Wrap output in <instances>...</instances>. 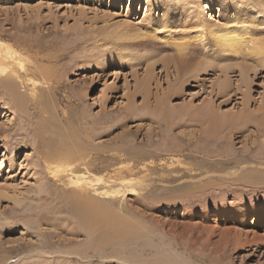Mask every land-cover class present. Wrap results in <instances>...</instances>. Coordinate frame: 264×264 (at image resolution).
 <instances>
[{
	"label": "rangeland",
	"instance_id": "obj_1",
	"mask_svg": "<svg viewBox=\"0 0 264 264\" xmlns=\"http://www.w3.org/2000/svg\"><path fill=\"white\" fill-rule=\"evenodd\" d=\"M149 1L0 0V38L38 75L35 108L25 112L0 94V189L7 195L0 264H264V223L236 209L264 204V67L248 45L211 66L210 52L206 59L189 46L199 13L224 25L242 8L237 0L222 7L191 0L170 17L172 39L157 26L165 46H152L145 61L110 64L111 32L148 31L151 18L162 21ZM242 2L254 7L245 9L253 37L264 39V0ZM150 63L154 74L142 91ZM45 67L57 73L48 89L37 74ZM242 114L252 122L225 124ZM61 135L81 154L60 164L70 174L52 180L44 157L65 152ZM75 178L87 179V193L80 195ZM85 200L99 218L121 222L123 233L113 237L102 223L85 229L76 208Z\"/></svg>",
	"mask_w": 264,
	"mask_h": 264
},
{
	"label": "bare ground",
	"instance_id": "obj_2",
	"mask_svg": "<svg viewBox=\"0 0 264 264\" xmlns=\"http://www.w3.org/2000/svg\"><path fill=\"white\" fill-rule=\"evenodd\" d=\"M159 1H161V0H159ZM165 1H166L165 3L163 1H161L163 4V5L160 4L161 6H158V4H157L158 1H156V0H150L149 1L150 8L152 9L155 7L156 8L159 7V9L162 10L163 16H162V21L157 20L158 18L157 19L151 18L150 28L148 29V31L146 29H145L146 31H141L138 29H134L132 31V29L130 28L131 31L126 30V29H125V31H119L117 29V30L111 32L112 36H113V40H111L113 42L112 46L115 47V50H113V53H112L113 56L111 55L108 58L111 61L110 64H112V60H116V59H124L127 61H133V60H144L145 61L144 58L147 57V55H150V53H152V50L154 49V48H152V46H154L155 44H160V46L164 45L163 42L160 43L159 41L156 40L157 37L158 38L160 37L159 35H157L159 33V31L161 30L160 29L161 27L157 28V26L160 23L163 25V29L161 30V32H162L161 38L168 37V38L172 39V37H174L173 36V30L175 28L172 30V28L170 27V22H171L170 17L173 14H175V12H178L179 9L182 12L184 10H187V9H185V7L189 6V4H192V1L188 0L189 1L188 2L186 0V3H184L185 0L184 1L183 0H165ZM176 1H178L177 2L178 4L175 3ZM219 2H220V6L222 7L223 3L225 4L226 2H230V0H219ZM235 3H237L242 9L240 11V10H238V8H236L237 12H234L233 17L230 16L229 20L226 21V23L224 25H222V23H224V22H222L221 24L220 23H214V21H213V23L210 21H209V23L204 22L202 19V15L199 13L197 23H195L196 27L194 26L196 31H195V34L192 35L194 37L190 39V45H189L190 49L194 50L195 52H193V53L190 52V53L203 55V57L204 58L206 57V59H207V54L210 52L208 54V57L212 56V61L207 62V66H211L214 62H216V64H217V61H221L224 57L225 58H228L231 56L233 57V56L237 55V53H240V51H241V53H243L242 50L245 48L247 49L246 46L248 45L247 53L250 51L249 54L250 53H251V55L253 54L252 58H254V60L253 59L252 60L255 62V60H256L255 58H257L259 63L257 62V60H256V63L259 66L264 67V39L263 38H257V39H261L259 41L253 37V32L250 30V26H252V24L250 26L248 24L249 12L246 13V11H248V10H245V9H250V8H254V7L250 4V2L248 4V3L242 2V0H237ZM178 6H180V8ZM252 10H254V9H252ZM190 12L192 13L191 10H190ZM253 15H254V13L252 14V16ZM244 19H247V21H245ZM195 21H196V19H195ZM234 24L237 25L236 28L231 29L228 27V26L231 27V25H234ZM191 26H193V25H191ZM186 27H188V26H186ZM192 29H194V28H192ZM120 30H122V29H120ZM187 31H188V29H187ZM178 33H180V32H178ZM178 33H177V36H178ZM119 47H122L126 50H121ZM179 49H181V48H179ZM182 49H183V47H182ZM253 56H255V57H253ZM149 57H151V56H149ZM60 58H61V56H56L54 58V60H51V59H49V60L51 62H53V61L57 62ZM152 59H153V57H152ZM152 59H149L147 61H151ZM148 65L149 66L147 67V70L145 72V77H144L143 82L141 84L142 91H145L147 89V87H149V82L151 81V77L154 74L155 64L150 63ZM175 66H177V65H175ZM243 66L244 65H242L243 69H247L246 66L245 67H243ZM240 68H241V66H240ZM241 69H240V71H241ZM249 69H250V67L248 68V70H242L241 72L244 73L243 75L247 76ZM51 70H52L51 68L45 67L39 73L37 72V74H39V76H41L45 80V83H46V84H44L46 87L45 89L49 88L50 83H51V78L56 73L55 72V73L51 74ZM221 71L224 73L228 72L229 67L226 65H222ZM52 72H53V70H52ZM34 76H38V75H35L34 72L29 74V70L27 69L25 59H24L23 55L19 52V50L16 49L12 44L7 42L6 40L0 38V94L1 93H7L8 95H10L12 98V101L14 103V106L18 109H23L25 112H26V110H28V108L30 107L29 104H31V103H32L31 105L32 106L34 105V108H35V104L38 102V100H37L38 96L36 94L35 87H36L38 82L36 83L33 80ZM31 86H32V89H29V88H31ZM20 88H22V89L25 88V89L31 90V91H25V90L20 91ZM27 95H29V96H27ZM41 112H43L44 114L48 113L49 112L48 106L45 105V108ZM161 113L164 116V119L166 120V122L170 125V122L172 119V114H171L170 110L169 109L167 110V108H165V106H163ZM205 113H202V114L205 115ZM206 116H207V114H206ZM208 117H212V116H208ZM208 117H205V120ZM212 119H213V117H212ZM212 119L210 118L208 121V129H210V132L212 134H216L218 128ZM215 121L216 122L218 121V123H219V120L215 119ZM251 122H252V119L250 118V116L242 114L239 118L235 117L233 119H230L229 121H225V124L227 123L228 125H230L232 127L238 128V127H244ZM60 139L62 140L60 143L61 150L63 148H66L65 152L64 153L58 152V154L56 153L53 156L44 157V163H45L44 166H45L47 172L50 174V179H52V180H59V178L61 176L60 174L62 172L66 173V174H70L72 172V170H68L67 168H65L64 164H63V166H61L60 164L70 162V161H74L80 157L79 156L80 148L78 146H76L77 144L74 146L73 145L71 146V144H68V142H64L65 140H64L62 135H61ZM77 162H78V160H77ZM117 176H123L122 172H119ZM75 179L78 181L77 188L80 190V195L87 193V185H88L87 179L86 178H75ZM120 180L110 179L109 181L117 182ZM121 182L124 183V181H121ZM4 198H7V195H5L4 191L2 189H0V200L4 199ZM79 204H81V203H79ZM76 208L79 209L78 211H79V215H80V221L82 222L85 229H87V226L92 228V227L97 226L100 223H102L108 229L109 228L112 229V231H108V234H110L113 237H116V235H118L117 237H119V235H121V233H123V231H121L119 228V226H121V222L116 220V218L114 220L113 217H112L113 219H111V218H108V219L99 218L97 215L93 214L92 211L87 210V201L86 200L84 203L81 204V206L78 205V207H76ZM236 209L240 210L241 213L243 211H250L254 214V216L258 222L264 223V204L263 203H257L254 206H251L249 209L248 208L242 209L241 207H237ZM95 213H97V212H95ZM108 216H109V214H108ZM227 216H228V214L224 213V217H227ZM118 219H119V216H118ZM224 220H226V218ZM124 222H126V221H124ZM122 224H126V223H122ZM123 226H126V225H123ZM127 227L128 226H126L125 229H127ZM116 228H119V230ZM125 235H126V233H125Z\"/></svg>",
	"mask_w": 264,
	"mask_h": 264
}]
</instances>
